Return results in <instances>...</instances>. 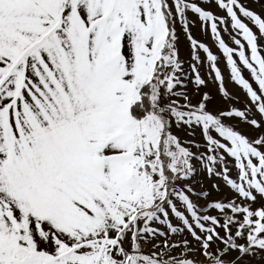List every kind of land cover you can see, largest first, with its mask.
I'll return each mask as SVG.
<instances>
[{"label": "snow or ice", "instance_id": "snow-or-ice-1", "mask_svg": "<svg viewBox=\"0 0 264 264\" xmlns=\"http://www.w3.org/2000/svg\"><path fill=\"white\" fill-rule=\"evenodd\" d=\"M211 2L229 19L194 0H0V264H264V18L240 0ZM188 12L210 26L251 107L215 110L208 93L193 103L177 91L185 87L179 19L231 102L217 57L191 36ZM229 21L250 54L241 39L233 49L220 37ZM197 131L207 155L177 134ZM193 161L240 202H213L218 216L200 214L185 188ZM153 224L186 230L196 246L157 251L153 240L166 233ZM181 247L180 257L171 254Z\"/></svg>", "mask_w": 264, "mask_h": 264}, {"label": "rangeland", "instance_id": "rangeland-1", "mask_svg": "<svg viewBox=\"0 0 264 264\" xmlns=\"http://www.w3.org/2000/svg\"><path fill=\"white\" fill-rule=\"evenodd\" d=\"M169 2L171 3V0H169ZM194 2H196L198 6L205 8V10L211 11L217 17H223L226 20L229 19L226 16V12L220 10L215 5V3L211 2V0H194ZM240 3H242L246 8L253 11L254 13L261 15V18H264V0H240ZM186 17L191 36L198 42V44L202 43L206 47H208L211 53L217 57L216 66L221 72L224 88L227 91L228 96L231 98V102H229L228 99L225 98L219 90L220 82L215 80V73L211 71L210 62L207 60V53L203 52L201 49H199V47H197L194 52L192 45L187 39V35L180 24L179 19H177L175 28L179 37L178 52L179 60L183 68L182 75L185 77L183 80V84L185 85V87L182 89L178 88L177 91L187 92L189 98L193 103H196L198 100H200L204 93H208L210 96V101L208 102L209 107L215 110H230L231 108L243 110L245 107H251L249 98L246 96L243 89L239 85H236L231 79V70L228 67L227 60L224 57L222 51H220V49L218 48L216 40L213 38L210 26L204 22H201L198 17L191 12H188L186 14ZM240 18L242 22H244L253 30V32L259 35L258 30L249 20L243 18L242 16ZM219 32L220 37L224 40L226 45L232 47L233 49L237 48V45H235L234 43V39H241V42L245 43L246 53L250 54V52H248L246 48V42L242 40V37L237 35L236 31L232 30L230 21L227 26L219 25ZM260 45L262 48H264V40L260 41ZM194 55L198 57L199 62L193 59ZM262 55H264V52H262ZM234 59H236L237 61V66L241 68L244 78L248 79L253 88L256 89L257 85L252 80L249 71L247 69H244L243 66L239 63L238 57L234 56ZM193 65L196 66L199 71V75L205 81L204 85L202 86H196L194 84L195 74L191 70ZM234 122L237 123L239 130L249 137H253L257 134L248 125L238 121ZM177 134L181 137L185 145L189 146L193 152L197 153V155H199L200 153H205L206 155L208 154L206 152L205 142L201 138L199 131H197L195 136H192L185 132H180ZM196 144L199 145L198 149L195 147ZM226 160L227 167L230 170V177L236 178L237 170L234 167L233 159L226 157ZM193 164L195 167V174L186 182L185 188H191L193 190L192 193L188 194L190 196V199H192V201L196 204L197 208L201 209L200 214L218 216V210H213L208 207V205L213 202H220L226 199H236L237 203L240 202V199L236 197L235 193L230 190V188L224 183L222 178L215 175L209 176L203 165L199 164V162L197 161H193ZM217 170L219 171L220 169ZM213 185H218V189L214 188ZM204 191H207L210 194L207 198L196 195ZM177 206L179 210H181L182 212L184 211L182 208H180L179 204ZM254 207H258V205H254ZM205 209H207L206 212L204 211ZM169 216L174 226H181L180 223L175 219V217L172 216L170 210ZM151 226L158 228V230L161 232L166 233L165 236H158L153 240V243L160 245V248L157 251H164L165 243H167L168 245H183L185 240L189 242V247L196 246L195 242L192 240L191 235L188 234L186 230L180 234H171L163 225L153 224ZM213 247L215 248V245H213ZM145 252H148V246H145ZM183 252L184 249L183 247H181L173 250L171 254L173 256L180 257ZM164 258L168 259L167 256H165ZM192 258H198L199 260L203 261V257H199L198 254L197 256H194Z\"/></svg>", "mask_w": 264, "mask_h": 264}]
</instances>
